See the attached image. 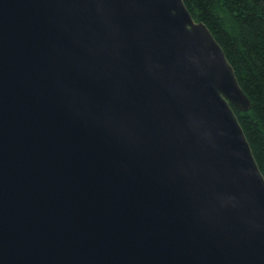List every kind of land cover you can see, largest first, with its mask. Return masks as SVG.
<instances>
[{
	"label": "water",
	"instance_id": "1",
	"mask_svg": "<svg viewBox=\"0 0 264 264\" xmlns=\"http://www.w3.org/2000/svg\"><path fill=\"white\" fill-rule=\"evenodd\" d=\"M232 107L182 0H0V264H264Z\"/></svg>",
	"mask_w": 264,
	"mask_h": 264
},
{
	"label": "trees",
	"instance_id": "2",
	"mask_svg": "<svg viewBox=\"0 0 264 264\" xmlns=\"http://www.w3.org/2000/svg\"><path fill=\"white\" fill-rule=\"evenodd\" d=\"M222 49L250 110L232 107L264 178V0H182Z\"/></svg>",
	"mask_w": 264,
	"mask_h": 264
}]
</instances>
